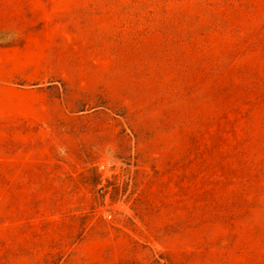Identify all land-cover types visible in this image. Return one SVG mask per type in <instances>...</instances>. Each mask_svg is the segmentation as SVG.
<instances>
[{"label":"rangeland","instance_id":"1","mask_svg":"<svg viewBox=\"0 0 264 264\" xmlns=\"http://www.w3.org/2000/svg\"><path fill=\"white\" fill-rule=\"evenodd\" d=\"M0 48V264H264V0H0Z\"/></svg>","mask_w":264,"mask_h":264},{"label":"crops","instance_id":"2","mask_svg":"<svg viewBox=\"0 0 264 264\" xmlns=\"http://www.w3.org/2000/svg\"><path fill=\"white\" fill-rule=\"evenodd\" d=\"M6 52L0 48V61L2 57V53ZM6 77H3V73L1 72L0 67V135L2 134L1 127H2V120L5 116L10 121L17 119V99L15 96L11 95V90L9 86L3 85V82H6ZM5 91L3 92V90Z\"/></svg>","mask_w":264,"mask_h":264}]
</instances>
